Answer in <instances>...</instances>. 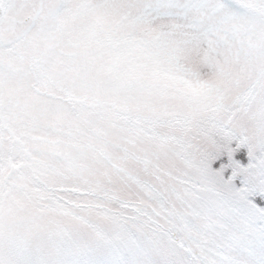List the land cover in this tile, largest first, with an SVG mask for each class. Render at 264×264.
Returning a JSON list of instances; mask_svg holds the SVG:
<instances>
[{"label":"snow or ice","instance_id":"obj_1","mask_svg":"<svg viewBox=\"0 0 264 264\" xmlns=\"http://www.w3.org/2000/svg\"><path fill=\"white\" fill-rule=\"evenodd\" d=\"M0 264H264V0H0Z\"/></svg>","mask_w":264,"mask_h":264}]
</instances>
